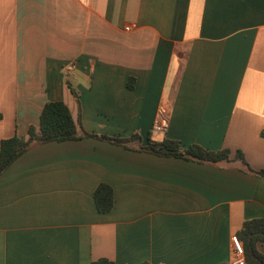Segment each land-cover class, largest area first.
<instances>
[{
  "label": "crops",
  "instance_id": "1",
  "mask_svg": "<svg viewBox=\"0 0 264 264\" xmlns=\"http://www.w3.org/2000/svg\"><path fill=\"white\" fill-rule=\"evenodd\" d=\"M58 100L90 133L240 150L264 169V0H0V144ZM254 218L264 178L241 160L33 145L0 175V264H234L231 237Z\"/></svg>",
  "mask_w": 264,
  "mask_h": 264
},
{
  "label": "trees",
  "instance_id": "2",
  "mask_svg": "<svg viewBox=\"0 0 264 264\" xmlns=\"http://www.w3.org/2000/svg\"><path fill=\"white\" fill-rule=\"evenodd\" d=\"M68 85L79 104L78 92L71 87V84ZM83 138H96L133 151L197 163L217 164L241 160L247 171L264 178V169L258 171L251 169L240 150L231 159V151L227 148L212 151L199 144L184 147L179 141L167 137H164L160 142L149 139L143 145L142 138L137 133L127 138L90 133L85 130L80 114L74 118L69 106L63 100L47 101L40 113L39 124L29 126L26 136L14 135L1 141L0 175L7 171L33 145L60 143ZM134 143H137L136 148L133 146ZM93 197L95 206L100 213H108L113 209L115 199L113 188L110 185L100 183L95 189ZM237 237L243 245L245 261L248 264H264V251L259 248V246H264V218L245 221L237 232ZM91 264H115V262L108 258H99Z\"/></svg>",
  "mask_w": 264,
  "mask_h": 264
},
{
  "label": "built area",
  "instance_id": "3",
  "mask_svg": "<svg viewBox=\"0 0 264 264\" xmlns=\"http://www.w3.org/2000/svg\"><path fill=\"white\" fill-rule=\"evenodd\" d=\"M129 29V28H127ZM169 128V118L167 116V113L164 109H159L154 123H153V129L155 131H167ZM231 243L234 251V264H246L245 262V253L243 249V245L240 241V239L237 237V235H233L231 237Z\"/></svg>",
  "mask_w": 264,
  "mask_h": 264
},
{
  "label": "rangeland",
  "instance_id": "4",
  "mask_svg": "<svg viewBox=\"0 0 264 264\" xmlns=\"http://www.w3.org/2000/svg\"><path fill=\"white\" fill-rule=\"evenodd\" d=\"M71 84H73V83H71Z\"/></svg>",
  "mask_w": 264,
  "mask_h": 264
}]
</instances>
